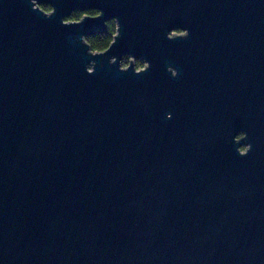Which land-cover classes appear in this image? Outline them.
<instances>
[{"label": "water", "instance_id": "obj_1", "mask_svg": "<svg viewBox=\"0 0 264 264\" xmlns=\"http://www.w3.org/2000/svg\"><path fill=\"white\" fill-rule=\"evenodd\" d=\"M0 264H264V0H0Z\"/></svg>", "mask_w": 264, "mask_h": 264}, {"label": "trees", "instance_id": "obj_2", "mask_svg": "<svg viewBox=\"0 0 264 264\" xmlns=\"http://www.w3.org/2000/svg\"><path fill=\"white\" fill-rule=\"evenodd\" d=\"M41 8L49 12L50 7L49 6H41ZM84 15H90L95 16L97 15V11L89 10L86 12H74L70 15V17L67 19V21H78L80 20ZM116 34V25L114 21L106 22L105 28L101 31H97L93 35H90L85 38V41L90 45L91 50L94 52H102L108 48L110 43L113 40L114 35ZM129 58L125 57L123 59V66H128L129 64ZM135 66L137 69H141L143 67V63L141 60L135 61Z\"/></svg>", "mask_w": 264, "mask_h": 264}, {"label": "flooded vegetation", "instance_id": "obj_3", "mask_svg": "<svg viewBox=\"0 0 264 264\" xmlns=\"http://www.w3.org/2000/svg\"><path fill=\"white\" fill-rule=\"evenodd\" d=\"M124 58H125V57H123V58H122V62H123V59H124ZM122 66H123V63H122ZM123 67H127V66H123ZM142 68H143V67H142ZM241 137H242L241 135H240V136H238V138H241ZM244 148H245V147H242L241 149H243V150H244Z\"/></svg>", "mask_w": 264, "mask_h": 264}, {"label": "rangeland", "instance_id": "obj_4", "mask_svg": "<svg viewBox=\"0 0 264 264\" xmlns=\"http://www.w3.org/2000/svg\"><path fill=\"white\" fill-rule=\"evenodd\" d=\"M143 66L145 67V63L143 64ZM245 149H246V148H244V150H243V149H241V151H245Z\"/></svg>", "mask_w": 264, "mask_h": 264}]
</instances>
